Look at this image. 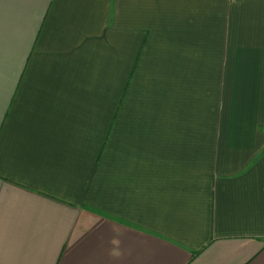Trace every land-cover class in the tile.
I'll return each instance as SVG.
<instances>
[{"label": "crops", "instance_id": "obj_1", "mask_svg": "<svg viewBox=\"0 0 264 264\" xmlns=\"http://www.w3.org/2000/svg\"><path fill=\"white\" fill-rule=\"evenodd\" d=\"M0 264H264V0H0Z\"/></svg>", "mask_w": 264, "mask_h": 264}, {"label": "trees", "instance_id": "obj_2", "mask_svg": "<svg viewBox=\"0 0 264 264\" xmlns=\"http://www.w3.org/2000/svg\"><path fill=\"white\" fill-rule=\"evenodd\" d=\"M237 1H240V0H237Z\"/></svg>", "mask_w": 264, "mask_h": 264}]
</instances>
